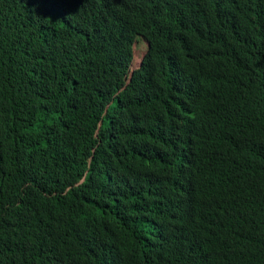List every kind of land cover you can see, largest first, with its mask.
Here are the masks:
<instances>
[{
	"label": "trees",
	"instance_id": "obj_1",
	"mask_svg": "<svg viewBox=\"0 0 264 264\" xmlns=\"http://www.w3.org/2000/svg\"><path fill=\"white\" fill-rule=\"evenodd\" d=\"M263 190L264 0H0V264H264Z\"/></svg>",
	"mask_w": 264,
	"mask_h": 264
},
{
	"label": "clouds",
	"instance_id": "obj_2",
	"mask_svg": "<svg viewBox=\"0 0 264 264\" xmlns=\"http://www.w3.org/2000/svg\"><path fill=\"white\" fill-rule=\"evenodd\" d=\"M150 43L148 42V41H146V40H144V44H143V48L146 50V52H145V54H144V56H143V59L141 60V62L139 63V64H137V65H134L133 64V66H132V71H131V75H130V77H129V83H131L132 81H133V78H134V75H135V72L137 71V70H139V69H141L142 67H140L141 66V64H142V62H143V60H144V58L146 59V57H147V54H148V48H150ZM139 50V47H138V44L136 45V51H138ZM135 58H136V52H135ZM145 61V60H144ZM135 62V61H134ZM144 64V63H143ZM136 67V68H135Z\"/></svg>",
	"mask_w": 264,
	"mask_h": 264
},
{
	"label": "rangeland",
	"instance_id": "obj_3",
	"mask_svg": "<svg viewBox=\"0 0 264 264\" xmlns=\"http://www.w3.org/2000/svg\"><path fill=\"white\" fill-rule=\"evenodd\" d=\"M145 52H146V50L143 48V45L141 47H139V50L136 51V58H135L134 65H137L141 62Z\"/></svg>",
	"mask_w": 264,
	"mask_h": 264
},
{
	"label": "water",
	"instance_id": "obj_4",
	"mask_svg": "<svg viewBox=\"0 0 264 264\" xmlns=\"http://www.w3.org/2000/svg\"><path fill=\"white\" fill-rule=\"evenodd\" d=\"M144 60H145V58H144ZM144 60H143V62H142V64H141V66H140V67H142V66H143Z\"/></svg>",
	"mask_w": 264,
	"mask_h": 264
},
{
	"label": "bare ground",
	"instance_id": "obj_5",
	"mask_svg": "<svg viewBox=\"0 0 264 264\" xmlns=\"http://www.w3.org/2000/svg\"><path fill=\"white\" fill-rule=\"evenodd\" d=\"M264 191V190H263ZM258 193V192H257Z\"/></svg>",
	"mask_w": 264,
	"mask_h": 264
}]
</instances>
